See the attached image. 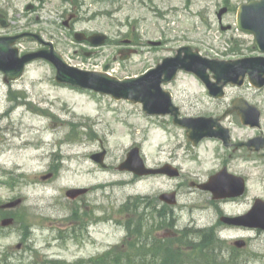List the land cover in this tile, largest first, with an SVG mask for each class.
<instances>
[{
	"label": "rangeland",
	"instance_id": "374dc122",
	"mask_svg": "<svg viewBox=\"0 0 264 264\" xmlns=\"http://www.w3.org/2000/svg\"><path fill=\"white\" fill-rule=\"evenodd\" d=\"M11 1L25 12L26 18L17 17L21 24L41 18L34 30L74 60L76 45L61 25L79 13L77 32L108 35L110 46L98 66L111 64L109 72L119 79L140 75L186 46L212 59L263 55L253 36L236 27V11L252 0ZM29 4L39 12L29 14ZM224 8L229 13L223 24L232 27L226 32L218 22ZM36 48L32 42L22 46ZM55 75L47 62L29 66L11 86L0 73V206L23 199L17 209H0V264H105L108 255L118 264H130L128 258L136 264H264V233L229 229L220 220L244 215L256 198L264 200V150L251 155L213 138L194 146L172 118L62 87ZM164 88L184 117H221L234 143L264 136V90L248 82L242 89L227 87L223 101L210 97L191 73H180ZM239 98L259 108L260 129L244 127L235 112L224 116ZM134 147L147 168L168 167L179 175L120 171ZM105 151L104 166L91 158ZM223 165L247 182L245 196L225 205L193 185L206 183ZM76 188L88 193L67 197ZM172 193L174 215L161 210L166 204L160 200ZM8 217L15 223L4 229L1 221ZM238 239L248 245L232 250Z\"/></svg>",
	"mask_w": 264,
	"mask_h": 264
},
{
	"label": "water",
	"instance_id": "95a60500",
	"mask_svg": "<svg viewBox=\"0 0 264 264\" xmlns=\"http://www.w3.org/2000/svg\"><path fill=\"white\" fill-rule=\"evenodd\" d=\"M225 12L226 9L219 13L218 17L220 20ZM238 26L243 31L251 32L255 36L258 47L264 52V0L252 1L249 4L241 5L238 12ZM36 37L39 38V36ZM97 37L99 38V42L103 43L105 36L98 35ZM19 38L0 39V70L6 74V80L8 78L13 80L19 78L28 61L38 57L45 58L56 66L57 80L59 82L109 93L118 99L124 98L134 102H142L145 110L150 114H167L177 111L172 105L170 94L164 92L161 85L164 82L174 80L180 70L196 74L206 84L213 96L221 95L223 93V86L228 83L242 86L246 75L249 76L255 86L262 87L264 85V79H261L264 74V58L261 57L246 58L237 61H211L201 57L198 53H193L189 47H186L180 49L177 56L165 59L162 65L150 70L145 75L139 78L118 81L105 74L85 72L69 67L63 57L55 52L52 44H48L51 50L47 54L37 53L26 56L19 61L17 58V50L11 48V45ZM183 52L185 56H183ZM209 71L217 83L211 81ZM221 82H223V85L219 86ZM241 103L243 104L235 107V109L239 111L245 123L258 126L259 113L255 107L249 106L243 101ZM254 114L256 115L255 117H253ZM175 116H178V114L176 113ZM180 123L188 129L189 138L196 142L204 137L218 135V132L212 129L213 126H218L219 130L223 131L220 128L218 119L207 121L193 119L184 120ZM225 136L226 138L222 135V138H229L226 132ZM136 153L137 151L135 150L129 156ZM134 163V161L128 160L122 165L121 169L133 171L140 176L149 174L174 175V172L166 168L159 170L145 169L141 160L138 161V165H134ZM244 185V181L241 178L229 176L226 172H223L213 177L202 188L211 191L216 199H221L241 196L245 191ZM85 192V190H72L68 192V195L75 197ZM161 199L170 204H175L176 202L174 193L164 194L161 196ZM20 203L21 200H17L3 206V208H15ZM223 221L234 226L264 230V201L257 199L253 209L245 216L234 218L226 217ZM12 223L13 220L8 219L3 221L2 225L6 227ZM236 244L238 247L245 245L244 242H237Z\"/></svg>",
	"mask_w": 264,
	"mask_h": 264
},
{
	"label": "flooded vegetation",
	"instance_id": "af4514ba",
	"mask_svg": "<svg viewBox=\"0 0 264 264\" xmlns=\"http://www.w3.org/2000/svg\"><path fill=\"white\" fill-rule=\"evenodd\" d=\"M33 6V7H32ZM28 10H32L31 12H37V7L35 5L30 4L29 9ZM22 14L18 7L17 4H15L13 1L11 0H0V20L4 21L5 23L7 22V26H3V22L0 21V37H8V36H13L15 34L24 32L27 28L25 24H21L20 21L17 19L18 15ZM74 18V16H73ZM18 21V22H16ZM68 27L71 26L70 23H66ZM35 27V26H33ZM91 44L87 41L84 40L83 43L79 44V49L75 50L76 54H80L82 53V55H84L86 58H90L92 55H97V53H93V52H88L85 51V48L94 50L95 48H92ZM86 58L79 57V59L83 62V63H87L86 62ZM193 185H198L196 183H193ZM233 201V200H223L220 201L221 205H225L228 202ZM214 203H217L216 201H213ZM221 211H223V209H221ZM223 224H221L222 226ZM225 226V225H224ZM226 228H228L227 226H225Z\"/></svg>",
	"mask_w": 264,
	"mask_h": 264
},
{
	"label": "trees",
	"instance_id": "16d2710c",
	"mask_svg": "<svg viewBox=\"0 0 264 264\" xmlns=\"http://www.w3.org/2000/svg\"><path fill=\"white\" fill-rule=\"evenodd\" d=\"M107 257H108V258H105V259L107 260V261L105 262V264H118V263H117V260H115V259H117V257L114 259V257L112 256V257H111L112 260H109L110 255H108ZM126 261H130V264H136V263L133 262V260H131V258L126 259ZM137 261H138V259H137ZM138 262H139V261H138ZM139 263H140V262H139ZM50 264H51V263H50ZM52 264H64V263L61 262V261H53ZM94 264H97V262H95ZM99 264H104V263H103V261H99ZM146 264H147V263H146Z\"/></svg>",
	"mask_w": 264,
	"mask_h": 264
}]
</instances>
